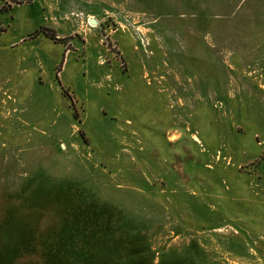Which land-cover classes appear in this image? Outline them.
<instances>
[{
  "label": "rangeland",
  "instance_id": "rangeland-1",
  "mask_svg": "<svg viewBox=\"0 0 264 264\" xmlns=\"http://www.w3.org/2000/svg\"><path fill=\"white\" fill-rule=\"evenodd\" d=\"M0 264H264V0H0Z\"/></svg>",
  "mask_w": 264,
  "mask_h": 264
}]
</instances>
